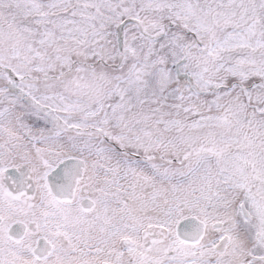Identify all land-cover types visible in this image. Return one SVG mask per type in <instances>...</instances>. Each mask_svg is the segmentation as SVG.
Returning <instances> with one entry per match:
<instances>
[{
  "label": "snow or ice",
  "instance_id": "snow-or-ice-1",
  "mask_svg": "<svg viewBox=\"0 0 264 264\" xmlns=\"http://www.w3.org/2000/svg\"><path fill=\"white\" fill-rule=\"evenodd\" d=\"M0 264H264V0H0Z\"/></svg>",
  "mask_w": 264,
  "mask_h": 264
}]
</instances>
